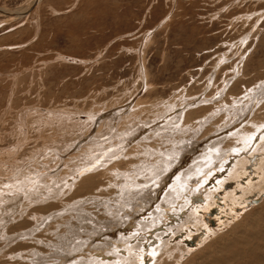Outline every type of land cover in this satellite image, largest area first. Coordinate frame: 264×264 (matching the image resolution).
<instances>
[{
    "label": "rangeland",
    "instance_id": "1",
    "mask_svg": "<svg viewBox=\"0 0 264 264\" xmlns=\"http://www.w3.org/2000/svg\"><path fill=\"white\" fill-rule=\"evenodd\" d=\"M29 1L0 0V6L23 10ZM263 130L264 0H39L25 16L0 12V264H73L82 259L78 254H90L88 246L113 257L89 258L113 264H202L201 256L226 255L219 245L264 201L263 195L247 206L245 198L264 193V179L250 173L264 170L250 166L264 157ZM246 135L251 148L233 157L245 150L240 143ZM184 142L195 157L201 156L196 150L215 147L244 164L231 172L233 162L226 169L223 160L207 156L193 188L206 190L210 200L197 205L185 197L178 209L165 211L176 218L167 219L165 230L157 219L147 231L132 228L125 242L115 239V231L110 237L102 228L91 231V219L114 226L111 216L119 206L129 209L134 184H144L164 152ZM223 165L225 173L207 185ZM128 211L129 221L143 212L133 224L151 219L144 209ZM187 226L194 229L188 234L197 226L205 232L195 240L179 234ZM61 234L79 245L71 255L67 241L55 243ZM87 237L93 238L88 246ZM50 242L60 252L52 253ZM158 242L167 246L159 251Z\"/></svg>",
    "mask_w": 264,
    "mask_h": 264
},
{
    "label": "bare ground",
    "instance_id": "2",
    "mask_svg": "<svg viewBox=\"0 0 264 264\" xmlns=\"http://www.w3.org/2000/svg\"><path fill=\"white\" fill-rule=\"evenodd\" d=\"M38 2H39V0H30L29 1V3H28V6H26L25 7V9H23V10H16V9H11V8H7V7H4V6H0V12L1 13H3V14H6V15H12L14 18L15 17H21V16H25L28 12H30V10H32L33 9V6L35 7L36 6V4H38ZM239 100V99H238ZM240 103V102H239ZM171 122V121H170ZM76 123V122H75ZM170 125V124H169ZM260 125V124H259ZM152 126V125H151ZM148 126V128L147 129H152V127H154V126ZM176 126V125H175ZM233 126V125H232ZM147 127V126H146ZM173 128V127H172ZM256 128V127H255ZM144 129V128H143ZM146 128H145V130H147ZM154 129V128H153ZM174 129V128H173ZM262 130V127L261 128H259L258 130ZM135 130V129H134ZM144 130V131H145ZM260 130V131H261ZM125 131V130H124ZM142 131V130H141ZM264 131V130H263ZM128 132V131H127ZM182 132V131H181ZM244 132V131H243ZM142 133V132H141ZM127 134V133H126ZM159 134V133H158ZM161 134V133H160ZM120 135V134H119ZM132 135V134H131ZM137 135H138V133H137ZM137 135H133L132 137H129V138H126L127 140H129V142H131L132 141V138H133V140L135 139V137L137 136ZM155 135V134H154ZM236 136H237V134H236ZM250 136V135H249ZM261 136V135H260ZM125 137V136H124ZM220 137V136H219ZM239 137H240V135H239ZM243 137V136H242ZM245 137V141H244V143H240L241 144V146H244V148L243 149H245L244 151H242V150H237L236 152H233V154H231L233 157H235V158H240V157H242V156H245L246 155V153L248 152V150L251 148L249 145L250 144H247V145H245V143L248 141H250L248 138H246L247 137V135L246 136H244ZM259 137V136H258ZM165 138V137H164ZM235 138V137H234ZM236 138H238V137H236ZM235 138V139H236ZM257 137H255V138H251V141H255V140H253V139H256ZM167 139V138H166ZM124 140V139H123ZM126 140V141H127ZM180 140V139H179ZM237 140V139H236ZM259 140V139H258ZM183 141V140H182ZM215 141V140H214ZM238 141V140H237ZM239 142H241V140H239ZM243 142V141H242ZM257 142V141H256ZM172 143H173V141H172ZM212 143V142H211ZM250 143V142H249ZM252 143V142H251ZM127 144H128V141H127ZM137 144V143H136ZM184 146L182 145L181 147H178L179 149L178 150H173V147H172V149H171V151H166V152H164V154L162 155L161 153V157L159 158V161L160 162H162V163H160V165L159 166H157L156 168H158L157 170H155L154 168H152V169H154L153 171H151L152 173H148V177H145V178H147V180L145 181V182H143L144 184H140V182L139 183H133L134 184V186H136L137 188H136V191H137V193L135 194V196H130V195H127L129 198H130V200L129 201H125L126 202V205L129 207V209L130 210H136V211H133L135 214H136V212L138 213V211H140V210H143L144 209V212H146V215L148 214L149 215V217L151 218V219H147V220H145L144 218V220L142 219V220H140V219H137V221L133 224V221L136 219V218H139L140 216H142L143 215V212H142V215H140L139 217H134L133 216V218H132V220H127L128 218H126V215H129L130 213H129V209L127 210V209H125L124 210V208H122L121 206H119L118 207V213H117V210H115L116 211V214H114V215H112L111 217V219H110V223L111 222H113V223H115L114 224V226H112V227H103L104 226V224H102L103 226H99V224H97V222L99 223V221L97 220V219H91V222L92 223H90L91 224V226H92V229L93 230H91L92 232H95L98 228L100 229V228H102V230H107V231H109V229H110V231L109 232H111V233H109V232H107V231H105V236L107 235H109V237L110 236H113V235H115L116 233V238L115 239H117L118 241H124L125 242V238H123V236L124 235H126L127 237L128 236H130V235H133V234H131V232H132V228H134L133 230L134 231H136L137 232V230H135L136 228L135 227H137V229H139L138 231H140V230H145V231H147L148 230V228L147 227H152V225H153V223H156L158 220L157 219H160V222L161 221H164V222H161V224L158 226V228H161L162 230H165L166 228L164 227V226H162L163 224H165V222L167 221V219H169V222H167V224L168 223H172V221H175L176 220V218L174 217V214L173 213H166V212H168V210L170 211L171 210V208H175V209H178V204H182V203H185V202H183V201H181V200H183L185 197L187 198V199H190V201H191V203H195V204H197V203H200V202H203L204 204H207L208 203V201L210 200V199H206V198H210V196L209 195H205V192L204 191H206V190H200V191H197V192H195L196 191V189L198 188L197 186L196 187H194L193 188V186H195L197 183H199L200 182V172H201V170L203 171V169H202V161H204V159H205V161H206V157L208 156V157H210V159L211 160H217V161H220V160H223V162H224V165H225V167H226V169H227V167H229L228 165L230 164V163H232L233 161H232V159H231V157H229V153H226L225 152V150H222V151H224V153H221V152H218L217 151V149L214 147V149H213V147L211 148V149H209L208 150V148L206 147L205 148V150L203 149V150H196V152L197 153H199L200 152V155L201 156H199V157H195L194 155H195V149H194V151L191 149V144L189 145V144H187L186 142H184ZM219 144V143H218ZM215 145V144H214ZM137 146V145H136ZM189 146H190V148H189ZM122 147V146H121ZM205 147V146H204ZM210 147V146H209ZM171 148V147H170ZM104 149V148H103ZM123 149V148H122ZM182 149V150H181ZM227 149H228V147H227ZM109 150H111V149H109ZM108 150V151H109ZM113 150V149H112ZM111 150V151H112ZM219 150V149H218ZM229 150V149H228ZM96 151V150H95ZM103 151H105V150H103ZM110 151V152H111ZM122 151V150H121ZM146 151V150H145ZM151 151V150H150ZM162 151V150H161ZM191 151H193V154H191L192 152ZM128 152V151H127ZM105 153V152H104ZM140 153V152H139ZM226 155V156H223V155ZM106 155H109V154H106ZM111 155H113V153L111 154ZM221 155H222V157H221ZM228 155V156H227ZM175 156H177V157H175ZM193 156H194V158H193ZM192 158V160L190 159V161H189V158ZM223 157H225L224 159H223ZM254 157V156H253ZM105 159L104 160H106L107 161V159H106V157H104ZM109 158H110V156H109ZM249 158V157H248ZM255 158V157H254ZM208 159V158H207ZM242 159V158H241ZM244 160V159H243ZM250 160H251V158H250ZM110 161V160H109ZM108 161V162H109ZM248 161V160H247ZM208 162V161H207ZM210 162V161H209ZM254 163H252L250 166L252 167V166H258L257 167V169L258 168H264V157H260L259 156V158L257 159V161L255 162V161H253ZM75 163V162H74ZM103 163V162H102ZM104 163H107V162H104ZM212 163V162H211ZM234 163V164H233ZM232 163V170H231V172H233V169H234V167H237L238 165H241L242 163L244 164V162H241V160H236L235 162H233ZM259 163H262V164H260L259 165ZM113 164V163H112ZM213 164V163H212ZM221 164V163H220ZM258 164V165H257ZM96 165V164H95ZM102 165V164H101ZM139 166H140V164H138ZM137 165V166H138ZM147 165V164H146ZM211 165V164H210ZM215 166H216V164H214ZM218 165V164H217ZM224 165H223V171H219L217 174H215V173H213L212 174V176H211V178H209L210 180H208V182H207V185L208 184H213L214 183V178L215 177H219V176H222L224 173H225V168H224ZM98 166V165H97ZM139 166H138V168H139ZM143 166V165H142ZM153 167H155L154 165H152ZM151 166V167H152ZM201 166V167H200ZM205 166V165H204ZM203 166V167H204ZM260 166V167H259ZM85 167H86V165H85ZM150 167V166H149ZM214 167V166H213ZM89 168H91L90 166H89ZM127 168V167H126ZM137 168V167H136ZM136 168H135V170H136ZM141 168V167H140ZM215 168V167H214ZM213 168V169H214ZM240 168V167H239ZM249 168V167H248ZM256 168V167H255ZM149 169V168H148ZM151 169V168H150ZM151 169V170H152ZM216 169H219V168H216ZM84 170V169H83ZM87 170V169H86ZM215 170V169H214ZM235 170V169H234ZM256 170V169H255ZM254 169H251L250 170V173L251 172H254L255 173V175H256V177L257 178H261V180H263L264 179V170H262V171H259V170H256L255 171ZM79 171V170H78ZM81 171V170H80ZM91 171V170H90ZM109 171V170H108ZM137 171V170H136ZM139 171H142V168H141V170H139ZM146 171V170H145ZM144 171V172H145ZM205 171V170H204ZM229 171V170H228ZM236 171V170H235ZM84 172V171H83ZM101 172V171H100ZM216 172H217V170H216ZM239 172H240V170H239ZM82 172H78L77 174H74V175H72L73 177H77L79 174H81ZM103 173H104V171H103ZM146 173H147V171H146ZM171 173V174H170ZM176 173V174H175ZM235 174L233 175V177H235L236 176V172H234ZM238 173V172H237ZM242 173H243V171H242ZM241 172H240V175L242 174ZM246 173V172H245ZM250 173H249V175H250ZM84 174H87V173H84ZM134 174V173H133ZM143 174V173H142ZM173 174H175L174 176L175 177H173L171 180L173 181V183L172 184H170V182L168 183V178L170 177V175H172L173 176ZM202 174V173H201ZM210 174V173H209ZM228 174H229V172H228ZM247 174V173H246ZM246 174H245V176H246ZM83 175V174H82ZM88 175V174H87ZM86 175V177H88ZM135 175V174H134ZM253 175V174H252ZM83 176H85V175H83ZM95 176V175H94ZM121 176H123V175H121ZM143 176V175H142ZM144 176H147V175H144ZM199 176V177H198ZM237 176H239L238 174H237ZM236 176V177H237ZM247 177V176H246ZM61 178V177H60ZM137 178V177H136ZM221 178V177H220ZM248 178V177H247ZM83 179H84V177H83ZM95 179V178H94ZM98 179V178H97ZM131 179V178H130ZM149 179V180H148ZM193 179V183H189V180H192ZM252 178L250 177V179L248 180V182H247V185H248V183L250 182V180H251ZM87 180V179H86ZM144 179H142V181H143ZM153 180H154V182H153ZM231 180V179H230ZM242 180H244V178H242ZM260 180V181H261ZM92 181H93V179H92ZM134 181V180H133ZM140 181V180H139ZM199 181V182H198ZM68 182V181H67ZM148 182H149V184H148ZM153 182V183H152ZM229 182V181H228ZM130 183V182H129ZM152 183V184H151ZM234 182H232V183H229V184H226L225 186H230V185H232ZM124 184V183H123ZM147 184V185H146ZM151 184V185H150ZM168 184H169V186H168ZM23 186V185H22ZM128 186H130V184H128ZM133 186V185H132ZM169 187V188H166V187ZM188 187L189 186V188L188 189H186V187ZM264 186V185H263ZM234 187V186H233ZM247 187V191H248V187L249 186H246ZM23 188V187H22ZM46 188V187H45ZM80 188V187H79ZM94 188V187H93ZM81 189H83V186H82V188ZM193 191H192V190ZM233 189H235V190H237V186L235 187V188H233ZM123 190V192H125V190L124 189H122ZM191 190V192L189 193V191ZM195 190V191H194ZM257 190H259V189H257ZM77 191V190H76ZM78 191H80V190H78ZM83 191V190H82ZM84 191H85V189H84ZM87 191V190H86ZM154 191H156V195L154 196V195H151V193H153ZM188 191V192H187ZM239 191V190H238ZM26 192V191H25ZM89 192V191H88ZM126 192H128V191H126ZM134 192V191H133ZM195 192V194H191V193H194ZM203 192H204V195H203ZM233 192V191H232ZM243 193V196L245 197V195L248 193V192H246V189L245 190H243L242 191ZM58 193V192H57ZM61 193V192H60ZM129 193V192H128ZM132 193V192H131ZM207 193V192H206ZM229 194V193H228ZM255 194H257V192H255ZM255 194H252V195H250V193H249V195H246V197L245 198H249V202H248V204H247V206H249V205H252V204H254V203H256V202H258L260 199H261V197L264 195V193L262 194H260L257 198H254L256 195ZM5 195V194H4ZM29 195V194H28ZM126 195V194H125ZM124 195V196H125ZM236 195V194H235ZM126 196V197H127ZM203 196H205V197H203ZM40 198H42V197H40ZM48 198V197H47ZM124 198V197H123ZM229 198V197H228ZM231 198H233V197H231ZM242 198V197H241ZM3 199V198H2ZM120 199V198H119ZM127 199V198H126ZM187 199H186V201H187ZM18 200V199H17ZM242 200H246V199H242ZM14 201V200H13ZM19 201V200H18ZM17 201V202H18ZM2 203V202H1ZM142 203H145L146 205H143ZM156 203V204H155ZM187 203V202H186ZM211 203V202H210ZM11 204H14L13 202L11 203ZM155 204V205H154ZM172 204H173V206H172ZM157 205V206H156ZM160 205V207H158ZM198 205V204H197ZM210 205V204H209ZM51 206V205H50ZM53 206V205H52ZM51 206V207H52ZM138 206V207H137ZM180 206V205H179ZM198 206H195V208H197ZM231 207V206H230ZM14 208V207H13ZM195 208H193V209H195ZM229 208V207H228ZM45 209V208H44ZM46 209H47V207H46ZM49 209V208H48ZM191 210L192 212H197V210L195 209V210ZM38 210V209H37ZM122 210H124V212L126 213V214H124V212H121ZM226 210H227V208H226ZM166 211V212H165ZM180 211H182V210H180ZM228 211V210H227ZM120 212V213H119ZM162 212L163 213H165L164 215L162 214ZM191 212V213H192ZM132 213V212H131ZM184 213V212H183ZM177 214H178V212H177ZM244 214V213H243ZM111 215V214H110ZM134 215V214H133ZM137 215V214H136ZM139 215V214H138ZM147 215V216H148ZM190 215V214H189ZM194 215V214H193ZM129 216H131V215H129ZM181 216V215H180ZM185 216V215H184ZM88 218V217H87ZM162 218V219H161ZM181 219H182V217H180ZM242 218V217H241ZM165 219V220H164ZM184 219V218H183ZM97 220V221H96ZM150 220V221H149ZM125 221H129V223L130 224H128V225H126V222ZM81 222V221H80ZM159 222V223H160ZM109 223V224H110ZM212 223H214L213 221H212ZM116 224H119V225H121L122 226V228L121 227H118ZM158 225V224H157ZM77 228V227H76ZM178 228V227H177ZM197 228V232H196V234L194 233V234H188V231H190V230H194L191 226L190 227H188L187 226V231H186V229H185V231L184 230H181L180 232H179V234H181L182 236H185V234H186V236H188V237H192L191 239H194L195 240V238L196 239H198V238H200V236L202 235V234H204V232H205V229L204 228H201V227H196ZM98 229V230H99ZM232 229V236H231V238L229 239V241L228 242H224V243H222L221 245H219V248H225V250H227L226 252H228L226 255H218V254H207V255H204V256H201V257H199V261H200V263H202V264H208L206 261V258L208 257L209 258V256H210V258L212 257V260L211 259H209V260H211V262L212 263H209V264H264V201L259 205V206H257L254 210H252L251 209V211H249V212H247V213H245L244 215H243V218L241 219V220H239V222L238 223H236L235 225H234V228L232 227L231 228ZM153 230V229H152ZM70 231H73V230H70ZM88 231V230H87ZM116 233H115V232ZM168 231V230H167ZM74 232V231H73ZM79 232V231H78ZM77 232V233H78ZM154 231H150L149 232V235L150 234H152ZM164 232V231H163ZM166 232V231H165ZM172 232V231H171ZM170 232V233H171ZM206 232H208L207 231V229H206ZM96 233V232H95ZM94 233V234H95ZM102 233H103V231H102ZM130 233V234H129ZM145 233V232H144ZM216 233V232H215ZM72 234V233H71ZM62 235V234H61ZM68 235V234H67ZM98 235V234H97ZM167 235H169V233H167ZM58 236V235H57ZM60 236V235H59ZM161 236V235H160ZM170 236V235H169ZM179 236L180 235H178V237L177 238H179ZM75 237H77V235L75 234ZM78 237H80V236H78ZM77 237V238H78ZM156 237V236H155ZM71 238V237H70ZM113 238V237H112ZM153 238V237H152ZM158 239H159V237H157ZM176 238V237H175ZM56 239H58V241L57 242H55V243H58L59 245H60V247H61V245H62V242H66L67 241V243H68V245H67V247L66 248H70L69 250H66L65 252H68V255H71L72 253H73V249H77L78 247H79V245L77 246V247H75V246H72V244H73V242H74V240H72V239H70L69 240V238L67 237V236H63L62 235V237L60 236V237H58V238H56ZM93 238L91 237H87L86 238V240L84 241V243L86 242L87 243V246L91 243V240H92ZM97 239V238H96ZM114 239V238H113ZM120 239V240H119ZM145 239V238H144ZM158 239H154L153 240V243L154 242H157L158 241ZM161 239V238H160ZM104 240H106L109 244H110V246H112V243H113V241H111L110 239H105L104 238ZM104 240H103V242H104ZM135 240V239H134ZM79 241H81V240H79ZM94 241V240H93ZM117 241V242H118ZM127 241V240H126ZM144 241V240H143ZM184 241H186V242H188L187 241V239H185ZM77 242V241H76ZM115 242H116V240H115ZM123 242V243H124ZM137 242H139V241H137ZM166 242H168V241H166ZM51 243V245H50V248L52 249V253H54V254H56V253H58V252H60V248L58 249V248H55V246H56V244H55V246L53 245V242H50ZM80 243V242H79ZM78 243V244H79ZM86 243H85V245H86ZM107 243V244H108ZM188 243H191L192 245H195V242L193 241V240H190V242H188ZM81 244V243H80ZM103 244H105V243H103ZM125 244V243H124ZM27 245V244H26ZM74 245V244H73ZM106 245V244H105ZM117 245L118 244H115V246L113 245V248L115 249L113 252L115 253L116 251H118L117 250ZM86 246V247H87ZM107 246V245H106ZM150 246V245H149ZM163 246H164V244H163ZM163 246H162V244H160L159 242H158V246H157V248L159 247V251L161 250V249H163ZM167 245H165L164 247H166ZM125 247V250H130V251H134V250H132V248H133V246H131V247H128L127 245H125L124 246ZM156 248V249H157ZM63 249V248H62ZM87 249L89 250V252H90V254H85V253H83L82 252V254H78L77 256L78 257H81L82 259H80V261L79 262H76V264L78 263V264H94V263H96V264H113V263H105V262H103L102 260H101V262H99L100 260L99 259H113V257H111L112 256V254L110 255V257H107V256H105L104 254H102L103 253V250H99V249H96V248H92V249H90L89 248V246L87 247ZM108 249V248H107ZM109 249H111V248H109ZM170 249V248H169ZM83 250H85V249H83ZM112 250V249H111ZM125 250H121L120 252L121 253H123V254H126V253H129V252H125ZM77 251V250H76ZM81 251V250H80ZM106 251H109V250H106ZM151 251H153V250H151ZM170 251V250H169ZM221 251H222V249H221ZM72 252V253H71ZM78 252V251H77ZM110 252H112V251H110ZM153 252H156V251H153ZM153 252H150V255H153L154 253ZM168 252V251H167ZM139 253V252H138ZM153 253V254H152ZM74 254H75V252H74ZM130 254V253H129ZM133 254V253H132ZM37 255V254H36ZM95 256V257H99V259L97 258V260H96V258H89V257H91V256ZM120 255V254H119ZM127 255V254H126ZM171 255V254H170ZM216 255H218V257H216ZM77 256H76V254L75 255H73V257L72 258H69L70 260V263H72V260H75V259H77ZM121 256V255H120ZM128 256V255H127ZM131 256V255H130ZM134 256V255H133ZM116 257V256H115ZM122 257H125V256H122ZM121 257V258H122ZM135 257V256H134ZM133 257V258H134ZM143 257H144V255H143ZM195 257H196V254H195ZM206 257V258H205ZM40 258H42V259H44L42 256L40 257ZM46 258V257H45ZM67 259L66 260H68V257H66ZM86 258H89L88 260H85ZM117 258V257H116ZM127 258V257H126ZM130 258V257H129ZM132 258V257H131ZM177 258V257H176ZM176 258H175V260H176ZM185 258V257H184ZM205 258V259H204ZM72 259V260H71ZM158 259V258H157ZM201 259V260H200ZM37 260V259H36ZM45 260V259H44ZM79 260V259H78ZM77 260V261H78ZM129 260V259H128ZM133 260V259H132ZM131 259H130V261H132ZM179 260V259H178ZM177 260V261H178ZM116 261V260H115ZM136 261V258H135V260H134V262ZM140 261V260H139ZM146 262H148V260H145ZM75 262L73 263V264H75ZM128 262V261H127ZM133 262V261H132ZM145 262V263H146ZM173 262H174V260H173ZM186 262V261H185ZM184 262V263H185ZM63 263V262H62ZM175 264H176V261L174 262ZM68 264V263H67ZM121 264V263H120ZM163 264V263H162ZM165 264V263H164Z\"/></svg>",
    "mask_w": 264,
    "mask_h": 264
}]
</instances>
